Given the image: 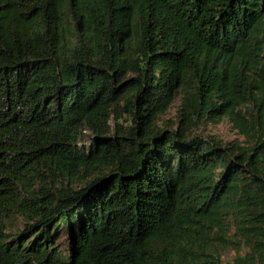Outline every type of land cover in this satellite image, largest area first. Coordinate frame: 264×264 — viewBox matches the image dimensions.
Returning a JSON list of instances; mask_svg holds the SVG:
<instances>
[{"label": "trees", "instance_id": "trees-1", "mask_svg": "<svg viewBox=\"0 0 264 264\" xmlns=\"http://www.w3.org/2000/svg\"><path fill=\"white\" fill-rule=\"evenodd\" d=\"M0 264H264V0H0Z\"/></svg>", "mask_w": 264, "mask_h": 264}, {"label": "rangeland", "instance_id": "rangeland-1", "mask_svg": "<svg viewBox=\"0 0 264 264\" xmlns=\"http://www.w3.org/2000/svg\"><path fill=\"white\" fill-rule=\"evenodd\" d=\"M179 106V102H177L168 112L166 119L173 120L177 114V108ZM204 137L210 138H218L225 143L232 142L234 140H239L240 137L237 135V132L233 129L232 124L228 120L220 121L218 124L209 123L205 127H203L200 132ZM241 140V139H240ZM66 233H63L60 236V244L65 243ZM234 256L233 252H230L223 256L224 262H229Z\"/></svg>", "mask_w": 264, "mask_h": 264}]
</instances>
